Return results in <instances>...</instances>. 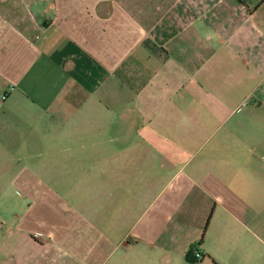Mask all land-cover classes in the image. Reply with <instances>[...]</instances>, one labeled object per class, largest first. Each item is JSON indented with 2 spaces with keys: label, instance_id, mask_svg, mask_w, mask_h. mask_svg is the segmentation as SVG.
Segmentation results:
<instances>
[{
  "label": "crops",
  "instance_id": "obj_1",
  "mask_svg": "<svg viewBox=\"0 0 264 264\" xmlns=\"http://www.w3.org/2000/svg\"><path fill=\"white\" fill-rule=\"evenodd\" d=\"M0 130V264H264V0H0Z\"/></svg>",
  "mask_w": 264,
  "mask_h": 264
},
{
  "label": "rangeland",
  "instance_id": "obj_2",
  "mask_svg": "<svg viewBox=\"0 0 264 264\" xmlns=\"http://www.w3.org/2000/svg\"><path fill=\"white\" fill-rule=\"evenodd\" d=\"M38 163L35 161L26 162L17 154L11 155L0 151V216H8L11 211H16V209L13 210L12 208L14 194H8L6 190L17 179L15 176L17 172L26 164L36 165ZM15 194L17 195V202H19L22 196L18 192H15Z\"/></svg>",
  "mask_w": 264,
  "mask_h": 264
},
{
  "label": "built area",
  "instance_id": "obj_3",
  "mask_svg": "<svg viewBox=\"0 0 264 264\" xmlns=\"http://www.w3.org/2000/svg\"><path fill=\"white\" fill-rule=\"evenodd\" d=\"M5 99H6V97L3 96V97L1 98V101H4ZM2 226H3V225L0 223V228H2ZM193 256H194L195 259H201V258H202L201 254H200L197 250H195V251L193 252Z\"/></svg>",
  "mask_w": 264,
  "mask_h": 264
},
{
  "label": "trees",
  "instance_id": "obj_4",
  "mask_svg": "<svg viewBox=\"0 0 264 264\" xmlns=\"http://www.w3.org/2000/svg\"><path fill=\"white\" fill-rule=\"evenodd\" d=\"M186 258L188 261L192 262V258H190V255H188Z\"/></svg>",
  "mask_w": 264,
  "mask_h": 264
}]
</instances>
